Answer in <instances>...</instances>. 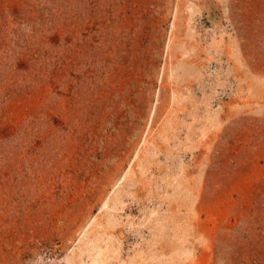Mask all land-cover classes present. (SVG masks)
<instances>
[{"label": "rangeland", "instance_id": "rangeland-1", "mask_svg": "<svg viewBox=\"0 0 264 264\" xmlns=\"http://www.w3.org/2000/svg\"><path fill=\"white\" fill-rule=\"evenodd\" d=\"M83 234L264 264V0H0V264Z\"/></svg>", "mask_w": 264, "mask_h": 264}, {"label": "bare ground", "instance_id": "bare-ground-1", "mask_svg": "<svg viewBox=\"0 0 264 264\" xmlns=\"http://www.w3.org/2000/svg\"><path fill=\"white\" fill-rule=\"evenodd\" d=\"M117 202H119V201H117ZM95 235H96V233H95ZM94 240H95V242H94ZM80 241H82V246L83 247L78 245V248H79L78 252L79 253H77V254H80V253H83V252H88V256H91V252L94 251L95 252L94 255L91 256L92 262H94L95 264H101V262L99 263V261H98V259H99L98 256H100V254H101L100 247L97 245V242L99 241V238L95 237V238H91L89 240L88 237L86 236V234H83L82 237L80 238ZM77 254L75 252L71 253V254L63 257L60 260L53 261L51 264H78L77 259H76V255Z\"/></svg>", "mask_w": 264, "mask_h": 264}]
</instances>
